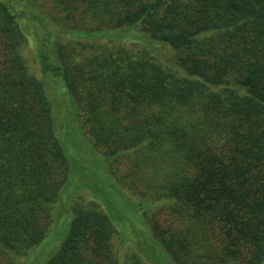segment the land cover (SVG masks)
Masks as SVG:
<instances>
[{
    "label": "trees",
    "instance_id": "1",
    "mask_svg": "<svg viewBox=\"0 0 264 264\" xmlns=\"http://www.w3.org/2000/svg\"><path fill=\"white\" fill-rule=\"evenodd\" d=\"M19 1L0 0V264H26L68 181L52 80L65 85L96 147L126 167L117 182L146 201L145 240L162 254L138 244L142 255L264 264V0H51L68 34L94 40L140 28L172 50L176 70L146 50L68 39L51 56L39 49L41 78L22 54L21 19L37 16L16 12ZM155 201L169 217L159 218ZM120 230L100 201L80 199L46 264H122ZM124 264L147 263L133 251Z\"/></svg>",
    "mask_w": 264,
    "mask_h": 264
},
{
    "label": "rangeland",
    "instance_id": "2",
    "mask_svg": "<svg viewBox=\"0 0 264 264\" xmlns=\"http://www.w3.org/2000/svg\"><path fill=\"white\" fill-rule=\"evenodd\" d=\"M14 9L16 12L22 11L29 16H37L36 20H31L28 16L22 17L21 25L28 39L22 45V54L30 71L38 78L42 77L37 60L39 49H45L44 52L51 56L56 44L68 41V39L76 42L107 44L114 47L125 46L134 51L146 50L157 62L176 70L172 50L168 46L152 44V40L140 28L126 30L116 35L100 34L96 39L90 40L65 32L72 30V26L66 25L62 13L53 12L51 0H32L30 5L25 0H21L14 3ZM39 19L44 20V23ZM83 21L84 19L79 23L83 28L91 27L92 24L89 20ZM52 81L54 82H51V86L57 93L54 95L55 98H50L54 116H56V112L61 113L57 121L61 125H59L60 129L56 122L57 135L70 159L71 169L68 181L61 191L60 199L55 204L53 224L50 230L43 242L26 258L27 262L24 259L22 261L26 264H46L47 260L61 247L69 233L76 202L82 199V202L87 204L92 201V198H95L101 202L116 227L123 230V232L120 230L113 239L120 262L126 263L128 256L134 251L147 264H154L148 256L142 255L136 248L139 244L151 256L162 254L158 248L145 240L147 234L143 212H146L147 209L146 201L135 200L132 198V192L130 193L125 187L123 189L117 182L126 180V167L115 160L112 161L110 156L105 155L102 149L96 147L94 140L84 128L83 113L79 122L76 114L77 105L69 95L64 100V92L67 90L65 85L60 80V82ZM153 205L154 207L164 206V208H159L161 210L157 213L159 218L169 217L165 201H155ZM122 236H125L126 239ZM154 251L157 253L154 254ZM162 263L167 264L168 262L165 260L159 264Z\"/></svg>",
    "mask_w": 264,
    "mask_h": 264
}]
</instances>
